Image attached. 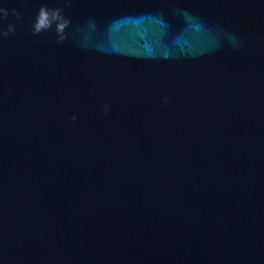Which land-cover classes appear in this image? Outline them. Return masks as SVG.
I'll return each mask as SVG.
<instances>
[{
  "label": "water",
  "instance_id": "1",
  "mask_svg": "<svg viewBox=\"0 0 264 264\" xmlns=\"http://www.w3.org/2000/svg\"><path fill=\"white\" fill-rule=\"evenodd\" d=\"M0 264H264V0H0Z\"/></svg>",
  "mask_w": 264,
  "mask_h": 264
},
{
  "label": "clouds",
  "instance_id": "2",
  "mask_svg": "<svg viewBox=\"0 0 264 264\" xmlns=\"http://www.w3.org/2000/svg\"><path fill=\"white\" fill-rule=\"evenodd\" d=\"M41 11H43V10H41ZM55 18H56V13H53V19H55ZM49 26H50L49 21H48L47 17L44 16V17L40 18L38 20V22L35 24V30H36V32H39L41 29L48 28ZM62 27H63L62 24L57 25L58 30L62 29ZM74 118L75 117H73V119Z\"/></svg>",
  "mask_w": 264,
  "mask_h": 264
}]
</instances>
